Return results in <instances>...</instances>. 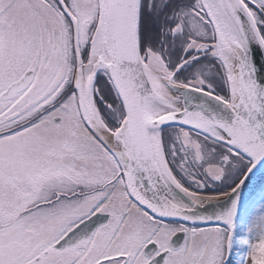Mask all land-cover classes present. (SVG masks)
<instances>
[{"label":"snow or ice","instance_id":"obj_1","mask_svg":"<svg viewBox=\"0 0 264 264\" xmlns=\"http://www.w3.org/2000/svg\"><path fill=\"white\" fill-rule=\"evenodd\" d=\"M258 165L264 0H0V264H264Z\"/></svg>","mask_w":264,"mask_h":264},{"label":"water","instance_id":"obj_2","mask_svg":"<svg viewBox=\"0 0 264 264\" xmlns=\"http://www.w3.org/2000/svg\"><path fill=\"white\" fill-rule=\"evenodd\" d=\"M253 55L256 58L260 57L259 49L253 46ZM248 179L241 185L239 190L240 193V208H243L246 202L253 196V194L259 189L264 181V166L258 165L257 168L253 169L252 173H249ZM206 207H211L207 205Z\"/></svg>","mask_w":264,"mask_h":264},{"label":"trees","instance_id":"obj_3","mask_svg":"<svg viewBox=\"0 0 264 264\" xmlns=\"http://www.w3.org/2000/svg\"><path fill=\"white\" fill-rule=\"evenodd\" d=\"M260 189H261V190H262V189L264 190V183H263V185H262V187H261ZM263 190H262V191H263ZM262 191L256 193V194H255L250 200L258 199V198H259V195H260V193H261ZM250 200H249V201H250Z\"/></svg>","mask_w":264,"mask_h":264}]
</instances>
